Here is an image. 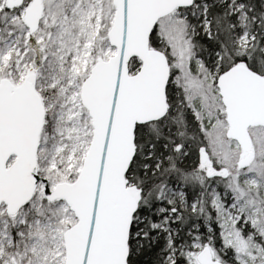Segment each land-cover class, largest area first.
Segmentation results:
<instances>
[{
    "label": "snow or ice",
    "instance_id": "1",
    "mask_svg": "<svg viewBox=\"0 0 264 264\" xmlns=\"http://www.w3.org/2000/svg\"><path fill=\"white\" fill-rule=\"evenodd\" d=\"M0 264H264V0H0Z\"/></svg>",
    "mask_w": 264,
    "mask_h": 264
}]
</instances>
